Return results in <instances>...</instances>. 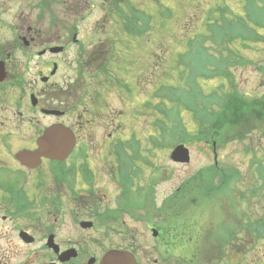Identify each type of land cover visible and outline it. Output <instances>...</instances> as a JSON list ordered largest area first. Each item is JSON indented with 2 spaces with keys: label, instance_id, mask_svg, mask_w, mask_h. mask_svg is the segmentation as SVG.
<instances>
[{
  "label": "flooded vegetation",
  "instance_id": "af4514ba",
  "mask_svg": "<svg viewBox=\"0 0 264 264\" xmlns=\"http://www.w3.org/2000/svg\"><path fill=\"white\" fill-rule=\"evenodd\" d=\"M9 2L0 0V9L7 11ZM24 3L27 11L11 26L15 39L0 43V264H99L108 250L121 248L132 251L138 264H194L204 247L199 242L164 241L159 228L160 240L147 248L138 231L125 227L118 208L127 164L116 156L108 160L127 140V121L143 105L136 94V106L123 96L126 86L113 75L114 65L117 73L132 56L131 69L138 65L146 74L136 77L131 92L159 81V61L150 77L144 57H155L160 41L151 34L118 33L125 24L142 23L141 17L112 18L118 6L141 8L143 0ZM113 101H122L120 107ZM60 125L73 131L72 150L61 158L37 156L45 131ZM136 126L139 135L143 126ZM108 180L118 195L108 192ZM210 236L206 246L217 251L209 246L206 264L225 258L238 264L239 249L218 241L214 231ZM160 246L173 251L162 254ZM181 248L187 252L178 253Z\"/></svg>",
  "mask_w": 264,
  "mask_h": 264
},
{
  "label": "rangeland",
  "instance_id": "374dc122",
  "mask_svg": "<svg viewBox=\"0 0 264 264\" xmlns=\"http://www.w3.org/2000/svg\"><path fill=\"white\" fill-rule=\"evenodd\" d=\"M132 1L137 2V0ZM157 1L164 4L161 8L163 11L167 7L172 9L171 12L169 11L171 14L170 18L166 16L168 12H164L166 15H160V5L157 4ZM246 4L247 0H143L141 9L144 13L150 14L155 23L153 29L146 33L152 35V40L158 39L160 41V50H158L157 55L154 59L153 57L149 59L151 66L154 65V60L159 61V84L155 87L152 84L148 85V83L146 87L143 84L138 85L139 88H133V91L130 92L129 88L133 85L136 86L137 71V68L132 71L131 65L127 61L131 60L132 56L126 57V61L123 60V71L115 73L113 70L115 69V65L112 69L113 75H116L119 81L125 84V89H128H123L125 91L123 96L126 97L127 101L136 106L137 100L134 101L133 99L134 94H136L139 101H141L140 103L143 104L141 113L127 121L128 124H131L127 133V140H130L133 136L139 138L142 146L136 144L134 147L137 148L140 158L148 159L149 162H146V164L141 161L138 162L141 169L137 166L139 176L135 178L131 191L132 193H136L138 187L146 186L148 188L150 186L143 193L149 194L150 199L155 204L153 209L144 210L140 208L137 212L146 214V216H152L153 214V224L150 226L158 229L161 227L164 241H175L178 243L199 242L201 247L204 246L201 249V256L194 259V264H198V262L206 264L207 253L208 255L211 254V250H208V248H211L209 246H213L214 252L217 251V246L212 244L206 246V243L212 241L210 236L211 231L216 233L221 231L219 226L236 228L238 236L229 237V235H224L218 241H222L223 239L225 245L230 243L231 246H236L239 249L238 264H264V235L262 234L264 230L259 225L260 221L264 219L263 129L256 128L253 122L254 119L250 120V117H248L237 131L229 133L240 136L245 134V131L248 132L251 129L250 127L253 128L242 140L237 138L232 141L229 140L226 143L222 141L216 147L218 167L229 170V172L239 170L243 176L234 182L230 189L226 188L224 193L221 194L214 191L208 183L205 184V194H203L204 192L201 189L199 191H192L191 188L186 189V187L184 191L188 197L184 199L179 209L174 212V217L170 218L169 215L172 210L161 212L155 210L157 209L156 207L170 200L177 191H180V188H183L181 186L182 183L186 179L192 178L195 175L194 173L200 168L213 166L216 159L212 146L205 145L196 138L189 142H183L190 149L191 162L189 164L175 163L171 160L170 153L174 145L170 147L165 146V148H152L149 138L152 134L156 133L155 135L160 140V133L162 132L161 123L164 119V114H161L159 109L146 106L148 104L147 100L153 105L155 102L159 104L161 98L160 101L156 99L155 91L160 87H164L166 92H171L173 95H175L174 91H178L177 94L186 90L188 91L189 81L187 77H189L190 73L193 74L192 70L189 71L188 69L191 68V60L190 57H185V59L179 57L180 54L184 55L187 49L189 50L187 40L193 39L195 34L206 35V32L209 33L207 24L219 14V10H224V14L229 20L234 18L239 28L242 29L241 19L237 16H243ZM133 5L137 10L131 11L130 9L128 10V7H124V12L115 13L112 15V18H138L135 14L138 11V7L136 3ZM212 16L213 19L209 20ZM125 27L123 25L118 33L129 34L123 31ZM131 33L137 34L138 32L134 29V32L131 31ZM245 35L250 40H246L244 43L240 40L236 42L240 46L243 55L250 62L244 67H232V70L235 71L234 81L237 82L234 89L244 96V99L264 101V39L260 40L261 36L258 37L249 30H245ZM203 45L207 48L210 46L212 49L216 47L208 40H205ZM211 52L216 53L214 50ZM223 52L226 53V50H223ZM146 59L148 58L144 57V61ZM181 61L182 64L179 65L178 63ZM129 66L130 68H128ZM145 75L143 71L138 72L140 78H144ZM221 81L217 80V78L209 80L208 84L210 88L204 91L211 93L213 92L211 88L219 89L217 86L220 85ZM232 88L231 86L228 89L213 92L211 96L234 90ZM149 94L150 97L147 98ZM113 97L115 98V96ZM121 102L113 101L112 104L113 106L120 107ZM169 110L171 109L169 108ZM161 117L163 119H160ZM173 117L174 114L171 115V125L174 120ZM182 117L188 127L196 131L197 124L192 119V113L183 110ZM138 122H140L143 128L140 134L136 135L138 130L136 124ZM130 145L129 143V147ZM148 148H151V150L146 151ZM108 160L114 161V157L112 156ZM260 169L262 170V175ZM220 181V177H215L213 181L215 187L220 184ZM109 183L111 182L108 180V192L112 195H118V188L113 187L111 184L109 185ZM151 185L154 186L153 189ZM153 193H155V200L150 196ZM133 197L135 198L137 195L134 194ZM124 202H126V199ZM255 219L257 221L252 223ZM124 222L128 230L133 229L134 232L138 231V238H140L141 245L144 247L150 248L154 242L160 240L161 236L158 238L153 236L152 229L148 228V224L144 218L137 219L126 215ZM38 227L42 228L41 225ZM40 228L36 230H40ZM160 247L162 248L160 250L162 254L169 253V250L173 251L171 249L167 250L163 246ZM224 250L226 251V247ZM180 252H187V250L185 251V249L181 248L178 253ZM166 256L170 257L169 254ZM178 257L176 256L175 258ZM182 257L184 258L185 256L182 255ZM232 263L234 261H226V258L221 262V264Z\"/></svg>",
  "mask_w": 264,
  "mask_h": 264
},
{
  "label": "trees",
  "instance_id": "16d2710c",
  "mask_svg": "<svg viewBox=\"0 0 264 264\" xmlns=\"http://www.w3.org/2000/svg\"><path fill=\"white\" fill-rule=\"evenodd\" d=\"M161 8L162 5H160L161 15H166L164 12H168L166 16H171L169 13V11L171 12V8L167 7L165 11ZM218 12L219 14L214 19L213 16L209 19H213L207 24L209 33L206 32V35L195 34L194 38L188 42L189 50L187 49L184 55H179L182 59L190 57L191 60V68L188 69L189 71L192 70L193 74L190 73L189 77H187L189 81L188 91L186 90L179 94H177L178 91H174L173 93L175 95L171 92H166L164 87H160L155 91V95L159 101L161 98L158 109L161 114H164V119L162 117L160 118L163 119L160 140L156 135L150 137L152 147L172 146L178 143L192 141L195 138L205 144H213L215 142L217 145L222 141L226 143L229 140L232 141L237 138L242 140L245 137L244 134L239 136L229 133L237 131L248 117H250V120L254 119V126L256 128H262L264 132V101L244 99V96L240 95L234 89L237 82L234 81L235 71L232 70V67L246 66L250 62L243 55L240 46L236 42L240 40L244 43L246 40H250L247 39L245 30L252 31L258 37L261 36L260 40L264 39V0H247L245 15L237 16L241 19L242 29L239 28L234 18L229 20L226 17L224 10H219ZM143 16L145 20L144 32H147L151 24L150 20L153 17L146 12L143 13ZM125 28L129 33L132 30V26L130 25H126ZM200 38L201 40H199ZM205 40H208L216 47L213 49L210 46L208 48L205 47L203 45ZM212 50L216 51V53H212ZM223 50H226V53ZM178 64L181 65L182 61ZM214 78L223 81L217 86L219 89L211 88L213 92H219L231 86L234 90L211 96L213 92L208 93L204 90L210 88L208 81ZM146 106L155 107L151 103H148ZM183 110L192 113V119L197 124L196 131L190 129L186 124L182 117ZM172 114H174V120L171 125L170 119ZM250 128L253 129L252 127ZM133 148L137 155V148L134 146ZM119 160L127 163L133 161L125 153L120 155ZM125 171L126 174L123 176L121 182L128 193V197H126L127 202H123L122 206L126 207L131 214L136 213L140 208L144 210L153 209L155 203L150 199L149 194L139 190L136 193L137 197L134 198L132 196L131 188L133 187V180L128 174V168H125ZM242 176L239 170L229 172V170L219 168L216 165L201 168L191 179L183 183V190L180 188V191H177L170 200L165 201L161 210H155L161 212L172 210L169 217H174V212L179 209L184 199L188 197L184 191L186 187V189L191 188L192 191H199L201 189L204 192L203 194H205V184L208 183L214 191L221 194L224 189L230 188ZM215 177H220L221 179L220 184L216 187L213 184Z\"/></svg>",
  "mask_w": 264,
  "mask_h": 264
},
{
  "label": "water",
  "instance_id": "95a60500",
  "mask_svg": "<svg viewBox=\"0 0 264 264\" xmlns=\"http://www.w3.org/2000/svg\"><path fill=\"white\" fill-rule=\"evenodd\" d=\"M40 148L43 152L37 153L45 154L57 158L61 155L60 153H68L74 146V136L67 127L64 126H53L45 131L44 137L39 141ZM69 149H66V148ZM65 148L66 150L62 149ZM23 154H18V157L23 160ZM171 158L176 162L189 163L190 162V152L189 149L184 145H177L171 153ZM154 231V234H157ZM100 264H137L133 254L127 250H110L107 254L103 256Z\"/></svg>",
  "mask_w": 264,
  "mask_h": 264
},
{
  "label": "clouds",
  "instance_id": "9594fccd",
  "mask_svg": "<svg viewBox=\"0 0 264 264\" xmlns=\"http://www.w3.org/2000/svg\"><path fill=\"white\" fill-rule=\"evenodd\" d=\"M22 9L27 11L24 0H10L7 11L0 9V43L15 39L16 33L11 26L17 23V15Z\"/></svg>",
  "mask_w": 264,
  "mask_h": 264
}]
</instances>
